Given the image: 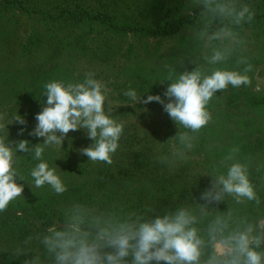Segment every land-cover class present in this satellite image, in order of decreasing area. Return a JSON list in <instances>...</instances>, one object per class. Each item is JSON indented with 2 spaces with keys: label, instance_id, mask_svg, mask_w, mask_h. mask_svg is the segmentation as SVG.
I'll return each mask as SVG.
<instances>
[{
  "label": "rangeland",
  "instance_id": "rangeland-1",
  "mask_svg": "<svg viewBox=\"0 0 264 264\" xmlns=\"http://www.w3.org/2000/svg\"><path fill=\"white\" fill-rule=\"evenodd\" d=\"M242 2L251 6L255 17L238 29L242 44L225 67L241 71L249 83L230 86L213 98L209 104L213 119L195 134L192 159L169 169L159 162L157 149L179 134V126L159 102L128 105L124 92L133 88L144 94L143 99L148 95L163 97L170 83L159 81L165 64L180 73L193 70V60L203 63L192 39L195 24L187 22L167 35L152 36L146 30L153 25L170 28L174 17L192 19L202 9L194 6L193 0H0V114L10 117L19 110L27 122L8 126L9 141L43 143V138L28 133L44 107L45 85L53 81L79 83L89 75L110 89V115L124 125L121 146L111 164L89 161L82 153L93 143L85 130L69 132L63 149L46 151L44 156L66 183L67 192L57 195L49 186L32 190L27 181L17 178L24 192L11 207L29 204L62 210L76 200L100 199L125 212L156 209L162 214L188 195L193 171L218 162L233 147L239 148L241 158L264 161V0ZM154 5L160 16L148 12ZM176 7L178 16L173 14ZM76 9L87 11L90 17L77 23ZM68 11H74L72 18ZM104 12L112 18L113 27L132 24L140 30L119 31L93 20ZM20 155L21 172L30 181L28 173L37 161L26 153ZM168 177L173 185L167 187L163 179ZM253 177L264 199V179L255 169ZM210 180L201 177L199 186L192 187V195L199 198ZM219 207L227 211L228 205L222 202ZM20 238L3 241L0 248L26 240ZM3 252L0 264H13L2 259ZM17 257L16 264L28 259L26 255Z\"/></svg>",
  "mask_w": 264,
  "mask_h": 264
},
{
  "label": "clouds",
  "instance_id": "clouds-1",
  "mask_svg": "<svg viewBox=\"0 0 264 264\" xmlns=\"http://www.w3.org/2000/svg\"><path fill=\"white\" fill-rule=\"evenodd\" d=\"M193 2L202 9L191 32L203 63L193 60L195 68L180 73L165 64L159 81L170 83L163 97L143 99L144 94L133 88L124 92L128 105L159 102L179 126V134L157 149L159 162L169 169L192 159L195 134L213 119L209 110L213 98L230 86L249 83L247 75L225 65L240 48L238 29L254 19V10L242 0ZM109 92L91 75L79 83H47L44 107L28 133L43 138L39 144L27 139L10 142L8 126L27 122L19 110L10 117L0 114V213L24 192L17 178L27 181L32 190L49 186L57 195L67 192L66 183L44 156L46 151L63 149L71 131L83 129L93 141L81 150L89 161L113 162L124 125L110 115ZM26 130L21 128L20 134ZM239 152L233 147L218 162L193 171L188 195L162 214L156 209L125 212L72 202L58 220L45 227L38 223L25 241L12 242L0 251L28 256L24 264H264V199L253 177L255 169L264 179V161L241 158ZM20 153L37 161L28 173L30 181L21 172ZM205 176L211 178L210 184L197 198L191 189ZM222 202L227 211L220 209Z\"/></svg>",
  "mask_w": 264,
  "mask_h": 264
},
{
  "label": "trees",
  "instance_id": "trees-1",
  "mask_svg": "<svg viewBox=\"0 0 264 264\" xmlns=\"http://www.w3.org/2000/svg\"><path fill=\"white\" fill-rule=\"evenodd\" d=\"M179 8H175V12L173 13L175 16H178ZM74 11H68L70 14L69 18H72L71 13ZM75 12H79L78 9H76ZM149 13L159 15V8L157 5H154L150 10ZM200 12H197L193 15L192 19H185L181 17H174L171 21V27L167 28V26L161 27L160 25H153L152 27L146 28L147 32H149L152 36H158V35H167L172 34L177 31L182 26H185L187 22H191L193 24L196 23ZM87 17H90L88 15V12L85 10L80 11L77 15V18H73L76 20L77 23H81L84 21V19ZM93 20L97 19L100 21L105 22L110 27H113L112 18L108 15L107 12L96 14L93 17ZM116 30L119 31H135L140 30V28L133 27L132 24L124 25V26H115L113 27ZM155 180V179H154ZM163 183L168 187L169 185H173L172 178L168 177L163 179ZM156 181V180H155ZM75 202H86L92 205H95L99 208H114L110 203L107 201H103L100 199H84V200H76ZM61 216V210L60 209H51V210H45L43 208H38L35 206H29V204H21L17 207H11L8 211L5 213H0V247L3 246V241L6 242L9 239H15L21 237L20 240L27 239L28 236H30L33 233V228L39 223L41 227L47 226V224L58 220ZM2 254V253H1ZM2 259L10 260L13 264H16L15 259H18L16 255L13 253H8L6 251L3 252ZM13 259V260H12Z\"/></svg>",
  "mask_w": 264,
  "mask_h": 264
}]
</instances>
